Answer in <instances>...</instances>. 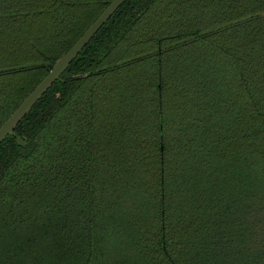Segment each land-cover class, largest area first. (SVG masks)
I'll use <instances>...</instances> for the list:
<instances>
[{"label": "trees", "instance_id": "1", "mask_svg": "<svg viewBox=\"0 0 264 264\" xmlns=\"http://www.w3.org/2000/svg\"><path fill=\"white\" fill-rule=\"evenodd\" d=\"M110 1L0 0V126ZM13 133L24 264H264V0H125Z\"/></svg>", "mask_w": 264, "mask_h": 264}, {"label": "water", "instance_id": "2", "mask_svg": "<svg viewBox=\"0 0 264 264\" xmlns=\"http://www.w3.org/2000/svg\"><path fill=\"white\" fill-rule=\"evenodd\" d=\"M125 0H111L109 4L101 11L98 17L89 25L82 33L77 41L52 65L47 74L33 88V90L21 101L17 108L8 116V118L0 126V142L7 136H12L15 142L24 147L25 144L13 133V128L20 119L29 111L33 104L41 97V95L51 86V84L60 76L67 68L69 63L76 57L81 49L88 43L93 35L101 28V26L109 19V17L117 10V8Z\"/></svg>", "mask_w": 264, "mask_h": 264}, {"label": "rangeland", "instance_id": "3", "mask_svg": "<svg viewBox=\"0 0 264 264\" xmlns=\"http://www.w3.org/2000/svg\"><path fill=\"white\" fill-rule=\"evenodd\" d=\"M20 240L0 239V264H24L20 253ZM28 258H25V262Z\"/></svg>", "mask_w": 264, "mask_h": 264}]
</instances>
